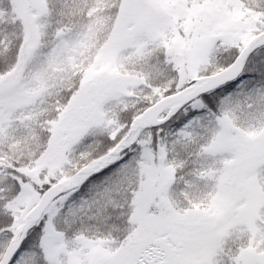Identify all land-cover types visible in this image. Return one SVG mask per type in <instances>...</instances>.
Returning <instances> with one entry per match:
<instances>
[{
	"label": "snow or ice",
	"instance_id": "obj_1",
	"mask_svg": "<svg viewBox=\"0 0 264 264\" xmlns=\"http://www.w3.org/2000/svg\"><path fill=\"white\" fill-rule=\"evenodd\" d=\"M0 264H264V0H0Z\"/></svg>",
	"mask_w": 264,
	"mask_h": 264
}]
</instances>
